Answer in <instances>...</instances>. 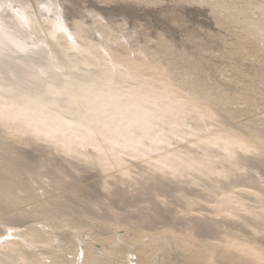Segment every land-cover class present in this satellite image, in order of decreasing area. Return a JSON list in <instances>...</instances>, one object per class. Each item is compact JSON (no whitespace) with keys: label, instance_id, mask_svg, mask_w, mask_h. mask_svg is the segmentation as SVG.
<instances>
[{"label":"rangeland","instance_id":"1","mask_svg":"<svg viewBox=\"0 0 264 264\" xmlns=\"http://www.w3.org/2000/svg\"><path fill=\"white\" fill-rule=\"evenodd\" d=\"M62 1L97 17L19 23L1 11L23 43L0 45L1 93L109 79L178 115L150 129L166 135L161 145L141 137L132 147L0 119V264H89L87 248L92 264H136L139 249L142 264H264L258 0ZM221 137L234 146L216 147ZM222 200L243 206L217 215Z\"/></svg>","mask_w":264,"mask_h":264},{"label":"bare ground","instance_id":"2","mask_svg":"<svg viewBox=\"0 0 264 264\" xmlns=\"http://www.w3.org/2000/svg\"><path fill=\"white\" fill-rule=\"evenodd\" d=\"M35 1L34 3L32 0H0V13L3 8L16 10L18 13L16 20L19 23H29L33 19L39 18L40 15L42 17H58L60 22H67L66 20L69 18L80 15L86 16L83 13L85 11L63 1L55 3L54 0H47V4L53 5L50 11L40 9V6L47 4L41 0ZM256 5L264 11L262 0H258ZM95 17H97L95 12L87 10L85 19ZM22 44L10 35L0 19V45L18 47ZM90 82L81 83L78 80L70 79H62L58 84L51 82L45 86L43 95L0 92V119H5L3 120L5 123L21 119L25 125L30 127V130L45 135L58 133L65 136L68 133L69 136L88 139L92 142L95 137L92 135L95 134L98 139L105 138L108 143L116 144L117 147H132L141 137L147 138L152 144L158 146L165 141V134L155 135L150 129L153 128L156 120L165 121L164 119H167L164 116L166 112H170L173 117L178 115L174 112L175 106L165 103L161 98L158 100L152 98L150 92L145 88L136 91L121 84L106 83L109 82V79H105V83ZM206 101L207 99H205ZM180 108L176 109L177 112L180 111ZM221 138L223 143L217 144L216 147L218 145L223 148L234 146L233 138ZM214 139L220 140V137L214 136ZM5 172L6 169L5 171L3 168L0 169L2 178L5 177ZM230 203L227 200H222L215 214L225 213L230 208H235V211H238L243 206L241 204L238 208L235 204L230 205ZM48 205L52 204L48 202ZM23 233L27 235V232ZM87 249H83L85 250V252L83 251L84 260L92 264V259L95 256L90 252V249ZM142 260L143 255L139 249L136 264H142ZM193 264L198 263L194 262ZM232 264L237 263L232 261ZM238 264H242V262H238Z\"/></svg>","mask_w":264,"mask_h":264}]
</instances>
